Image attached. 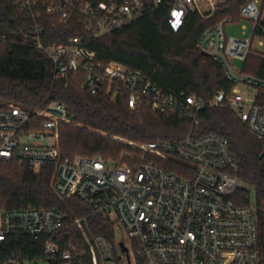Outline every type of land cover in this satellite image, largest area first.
Masks as SVG:
<instances>
[{
	"label": "built area",
	"instance_id": "2783aa9c",
	"mask_svg": "<svg viewBox=\"0 0 264 264\" xmlns=\"http://www.w3.org/2000/svg\"><path fill=\"white\" fill-rule=\"evenodd\" d=\"M220 4L221 0H16L20 13L35 26L31 46L52 61L66 86L71 73L82 72V88L92 94L105 90L113 102L125 96L132 110L145 105L155 113L177 115L192 130L180 141H128L133 151L119 159L70 160L60 151L61 126L74 123L64 103L52 101L33 109L0 106V165L19 162L36 175L52 168L55 194L62 200L77 199L90 209L72 222L83 248L74 243L63 249L60 239L68 228L67 217L44 208L0 209V243L12 236L47 238L42 261L49 264H73L87 255L92 264H260L256 208L252 202L242 204L253 190L237 176L240 162L227 138L198 131L201 113L228 109L264 143V75L233 65H245L250 56L264 63V0H250L241 10L242 19L252 24L250 38L227 35L232 19L202 33L199 50L220 64L232 85L209 99L167 91L141 70L101 62L81 38L51 46L43 40L45 19L61 25L75 22L103 38L158 9L169 12V23L178 31L191 13L209 19ZM6 42L7 36L0 33V43ZM262 70L264 74V64ZM92 216L115 225L113 241L93 233ZM23 261L14 255L5 264Z\"/></svg>",
	"mask_w": 264,
	"mask_h": 264
},
{
	"label": "trees",
	"instance_id": "16d2710c",
	"mask_svg": "<svg viewBox=\"0 0 264 264\" xmlns=\"http://www.w3.org/2000/svg\"><path fill=\"white\" fill-rule=\"evenodd\" d=\"M249 1L226 0L209 19L191 13L178 31L172 29L167 10H154L131 27L103 38H95L75 22L61 25L56 19H45L41 23L44 26L43 40L51 46L81 38L90 50L96 52L101 62H119L141 70L167 91L209 99L221 90L231 89L232 85L226 80L220 64L199 50L201 35L225 20H242L241 10ZM15 2L0 0V33L7 36V42L0 43V105L15 104L33 109L52 101L62 102L74 122L83 127L137 143L180 141L192 130L177 115L155 113L145 105L132 110L125 96L113 102L105 90L92 94L88 88H82L85 83L82 72L71 73L66 86L57 78L52 61L31 46L34 23L20 13ZM263 64L250 56L244 71L263 76ZM60 132V151L64 159L102 156L109 160L125 149V146L85 132L82 128L62 125ZM198 134H218L227 138L231 151L240 162L237 176L255 190L258 254L260 264H264V143L228 109L201 113ZM17 163L0 165V209L61 211L68 223L60 239L63 249L69 250L74 243L83 248L80 231L72 222L76 217L88 215L90 209L77 199L62 200L55 194L52 168L36 175L27 165L20 163L22 166L19 168ZM251 201L250 196L245 195L242 204L248 206ZM90 226L94 234L114 240L115 225L110 221L92 216ZM47 242V238L9 237L0 243V264H5L14 255L24 260L41 261ZM73 264H92L91 257L75 259Z\"/></svg>",
	"mask_w": 264,
	"mask_h": 264
},
{
	"label": "rangeland",
	"instance_id": "374dc122",
	"mask_svg": "<svg viewBox=\"0 0 264 264\" xmlns=\"http://www.w3.org/2000/svg\"><path fill=\"white\" fill-rule=\"evenodd\" d=\"M225 1L226 0H221V3H224ZM258 1L262 2L263 0H258ZM226 32H227V35L229 37H235V38H238V39H247V38H250L251 35H252V24H251V22H249L247 20H239L237 22H233L231 24H227L226 25ZM233 65H234L235 69L239 70V71L242 70V68L244 67V63L243 62H239V61L233 62ZM243 88L246 91L251 92V93H255L256 92V90L253 89V88H245V87H243ZM5 105H7V104H2L0 106H5ZM68 127L69 128H82L83 130H85V132L92 133V134H95L97 136H101V137H103V138H105V139H107L109 141H112V142L118 143V144H120L122 146H125V149L122 151V153L120 155H122L125 152H132L133 151V149L129 148L128 145H127L128 140H126L123 137L113 136V135H110V134H107V133H103V132H101L99 130L92 129V128H85V127H83V125H81L80 123H77V122H74L72 125H68ZM60 139H61V136H60ZM135 143H137V142H135ZM120 155L113 156L111 158L112 159H119ZM79 158H86V157L79 156V157L75 158L74 160L79 159ZM17 164H18V167L21 168L20 166H22V164H20V163H17ZM246 187L251 188L253 190L252 195H251V199H252L251 202H252V204L254 206H256V193H255V190L252 187H249L247 185H246ZM125 242L127 243L128 246H130V241L128 239H125ZM77 244H79V243H77ZM79 246H80V244H79ZM23 264H49V263L44 262L42 260L41 261L24 260Z\"/></svg>",
	"mask_w": 264,
	"mask_h": 264
},
{
	"label": "crops",
	"instance_id": "0c3cea01",
	"mask_svg": "<svg viewBox=\"0 0 264 264\" xmlns=\"http://www.w3.org/2000/svg\"><path fill=\"white\" fill-rule=\"evenodd\" d=\"M243 20V19H242Z\"/></svg>",
	"mask_w": 264,
	"mask_h": 264
}]
</instances>
